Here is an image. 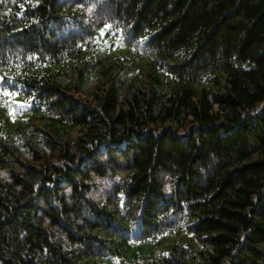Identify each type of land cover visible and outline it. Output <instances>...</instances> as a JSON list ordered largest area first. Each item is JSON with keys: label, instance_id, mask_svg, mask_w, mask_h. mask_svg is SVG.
<instances>
[{"label": "trees", "instance_id": "trees-1", "mask_svg": "<svg viewBox=\"0 0 264 264\" xmlns=\"http://www.w3.org/2000/svg\"><path fill=\"white\" fill-rule=\"evenodd\" d=\"M0 264H264V0H0Z\"/></svg>", "mask_w": 264, "mask_h": 264}, {"label": "snow or ice", "instance_id": "snow-or-ice-1", "mask_svg": "<svg viewBox=\"0 0 264 264\" xmlns=\"http://www.w3.org/2000/svg\"><path fill=\"white\" fill-rule=\"evenodd\" d=\"M5 95H8V93H5Z\"/></svg>", "mask_w": 264, "mask_h": 264}, {"label": "rangeland", "instance_id": "rangeland-1", "mask_svg": "<svg viewBox=\"0 0 264 264\" xmlns=\"http://www.w3.org/2000/svg\"><path fill=\"white\" fill-rule=\"evenodd\" d=\"M3 6H1V8H2ZM22 152V151H21Z\"/></svg>", "mask_w": 264, "mask_h": 264}]
</instances>
